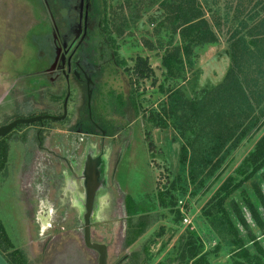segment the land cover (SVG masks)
I'll return each instance as SVG.
<instances>
[{"label":"rangeland","instance_id":"374dc122","mask_svg":"<svg viewBox=\"0 0 264 264\" xmlns=\"http://www.w3.org/2000/svg\"><path fill=\"white\" fill-rule=\"evenodd\" d=\"M74 1L0 0V126L16 118L61 112L66 97V116L43 119L42 134L45 131L51 135L59 133L58 130L64 129L78 114L86 115L84 87L71 79L70 86L74 89L65 93L66 84L63 77H59L54 60L56 47L65 42L63 36L73 26L68 9ZM222 1L219 0V7ZM96 2L104 16L117 65L113 72L98 81L104 108L96 105L99 108L96 111L100 119L103 117L108 123L104 142L112 147L113 153L110 159L106 156L107 188L104 186L95 199L91 222L93 237L108 245V264L119 260L122 264H179L173 258H179L188 241L205 252L210 264H231L234 236L213 227L207 209L215 190L227 176L241 178L240 165L264 133V126L243 139L228 157L220 179L209 185L210 180L200 184L198 180L191 182L187 178V170L180 163V147L185 139L172 126L159 128L147 120L150 112L159 111L165 103L163 90L179 88L190 99L223 80L230 64L225 29L218 32L217 42L196 47L193 66L173 77L167 74L161 59L165 52L180 44V38L165 28L161 0ZM137 56L147 58L154 71V75L138 82L131 76ZM38 123L19 124L0 139V144L6 147L4 161L0 163V222L8 240L0 245V250L9 249L14 252L12 258L19 256L27 259L28 264H34L38 253L35 241L39 223L35 213L28 215L22 181L25 178L37 182L41 175L37 160L41 155L47 156L38 153L34 157L37 145L34 133L39 128ZM51 139L56 142L58 137L51 136ZM92 139L97 153L100 141L96 137ZM148 141H152V149ZM81 156L85 157L84 150L77 153V160ZM56 173L60 175V168ZM81 178L74 177V181L83 193ZM253 181L264 193V167L230 197L239 204L245 226L230 210L228 200L225 206L245 245L255 252L249 236L257 237L264 249V229L257 225L240 195V190L244 189L264 222V209L256 197ZM158 191L164 193L165 205L161 204ZM82 204L74 207L76 218L68 223L83 226ZM140 217L147 218V226L135 242L126 246L129 223L135 224ZM74 240L75 247H83L82 235H76ZM81 252L75 248L74 256L68 261L75 262L76 253Z\"/></svg>","mask_w":264,"mask_h":264},{"label":"trees","instance_id":"16d2710c","mask_svg":"<svg viewBox=\"0 0 264 264\" xmlns=\"http://www.w3.org/2000/svg\"><path fill=\"white\" fill-rule=\"evenodd\" d=\"M160 4L165 13V28L180 38V44L165 52L161 59L170 76H177L193 66L196 47L217 42L221 29L227 34L230 64L223 80L190 99L179 88H167L163 90L166 100L161 109L147 116L156 127L172 126L185 139L180 147V163L187 170V178L191 182L198 180L200 184L210 180L209 185H212L220 179L232 151L246 136L264 126V0H223L220 7L219 0L212 3L207 0H161ZM103 20L105 22L104 16ZM104 27L107 28L105 24ZM153 73L147 58H135L131 76L137 82ZM148 147L152 149V141H148ZM3 151L6 147L0 144V163L4 161ZM263 167L264 133L243 159L238 170L241 178L227 176L209 201L207 214L211 225L234 236L231 264H264V249L259 239L249 236L255 248V252L250 251L225 206L228 200L232 213L246 225L239 204L230 197ZM252 183L264 209V193L256 182ZM158 194L161 204L165 205L164 193L158 191ZM240 195L257 225L264 229V222L250 196L244 189L240 190ZM129 225L126 246L141 235L147 226V218L140 217L135 224ZM4 239L5 231L0 222V245L7 243ZM191 243L188 241L179 258L173 260H178L179 264H210L205 252L197 250Z\"/></svg>","mask_w":264,"mask_h":264},{"label":"flooded vegetation","instance_id":"af4514ba","mask_svg":"<svg viewBox=\"0 0 264 264\" xmlns=\"http://www.w3.org/2000/svg\"><path fill=\"white\" fill-rule=\"evenodd\" d=\"M68 11L70 15L72 14L73 26L63 36L65 42L60 47H56L54 60H56L60 71L59 77L62 76L65 81V93L71 88L74 89L70 86L71 79L75 84L84 87L86 115L82 117L78 114L64 129H59V133L56 134L52 132V135L46 131L45 134H42L43 121L39 122V128L34 133L37 135V145L34 146L35 150L33 151L34 157L40 151L47 155L46 157L41 155V158L39 157L40 159L37 160L39 173H41L38 181L25 178L22 181L25 192L23 201L26 203L28 215L32 216L35 213L39 223L38 239L35 241L38 253L35 256L34 264H98L99 253L85 244L83 226H74L68 223V220L76 218L74 207L79 206L82 202L84 205L86 200L84 188L82 193L78 189L74 177L83 176L82 172L91 159L100 160L101 165L102 162L103 164L105 162V165L102 166L106 176L108 166L106 156L110 159L113 153L112 147L106 146L104 142L105 127L108 126V123L105 122V118L100 119L101 116L98 115L96 109L97 106L104 108L103 96L99 95L98 81L101 76L114 71L117 65L115 49L107 37L102 12L98 8L96 0H75ZM60 109L61 112L54 113L55 116L63 114V106ZM51 136L58 137L57 141L53 142ZM92 137H96L100 141L98 154L93 149ZM82 150H84L85 157L81 156L77 160L76 155ZM66 152L68 155L65 154ZM57 168H60V175L56 173ZM47 170L49 176H47ZM112 177L111 171L110 178ZM81 181L83 185V178ZM106 186L104 188H107ZM83 198L84 201L81 202ZM78 234L83 237V247L81 248L75 247L77 242L74 238ZM93 238L91 232L92 242L104 243ZM104 244L108 251V245ZM75 248L82 252L80 255L76 253L77 260L75 262H70L68 258L74 256ZM2 254L11 264H28L27 259H20L19 256L12 258L14 252L9 249L3 251ZM122 262L119 260L115 264H122Z\"/></svg>","mask_w":264,"mask_h":264},{"label":"water","instance_id":"95a60500","mask_svg":"<svg viewBox=\"0 0 264 264\" xmlns=\"http://www.w3.org/2000/svg\"><path fill=\"white\" fill-rule=\"evenodd\" d=\"M66 104L67 97L65 98L63 104V114L61 116H55L51 114H38L32 115L29 117L16 118L10 122L0 126V137L5 136L11 130L16 128L19 124L22 123H33V122H42L43 119H61L66 115ZM103 160V159H102ZM100 160L91 159L90 162H87L85 170L82 172L83 178V188L86 193V200L84 203V212L83 216V235L84 242L88 247L95 249L98 253V264H107L108 251L104 243H95L91 241V222L92 216L95 215L93 212L95 208V199L97 194L101 189L106 185V176L103 172V166L100 164ZM0 264H11L9 263L3 254L0 252Z\"/></svg>","mask_w":264,"mask_h":264},{"label":"crops","instance_id":"0c3cea01","mask_svg":"<svg viewBox=\"0 0 264 264\" xmlns=\"http://www.w3.org/2000/svg\"><path fill=\"white\" fill-rule=\"evenodd\" d=\"M39 153H41V154H42V153H44V152H43V151H40Z\"/></svg>","mask_w":264,"mask_h":264}]
</instances>
